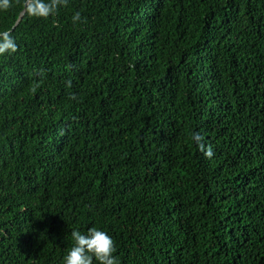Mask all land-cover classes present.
<instances>
[{
	"label": "trees",
	"instance_id": "1",
	"mask_svg": "<svg viewBox=\"0 0 264 264\" xmlns=\"http://www.w3.org/2000/svg\"><path fill=\"white\" fill-rule=\"evenodd\" d=\"M21 3L0 264H62L89 227L118 264H264V0H66L14 27Z\"/></svg>",
	"mask_w": 264,
	"mask_h": 264
},
{
	"label": "clouds",
	"instance_id": "2",
	"mask_svg": "<svg viewBox=\"0 0 264 264\" xmlns=\"http://www.w3.org/2000/svg\"><path fill=\"white\" fill-rule=\"evenodd\" d=\"M14 0H0V14L7 12L13 6ZM66 0H22L21 11L29 18H44L54 16L58 7L63 6ZM81 19L80 13H73V23ZM17 51L14 37L7 28L0 29V56H11ZM192 141L203 152L204 156L213 155L211 146H205L198 132H193ZM71 247L63 257L62 264H118L114 255L116 247L113 238L106 231L89 227L82 232L72 229L70 232Z\"/></svg>",
	"mask_w": 264,
	"mask_h": 264
},
{
	"label": "water",
	"instance_id": "3",
	"mask_svg": "<svg viewBox=\"0 0 264 264\" xmlns=\"http://www.w3.org/2000/svg\"><path fill=\"white\" fill-rule=\"evenodd\" d=\"M23 15H24L23 13L20 14V16H19V18H18V21L16 22V24H15L14 27H16V26L18 25V23L22 20Z\"/></svg>",
	"mask_w": 264,
	"mask_h": 264
}]
</instances>
